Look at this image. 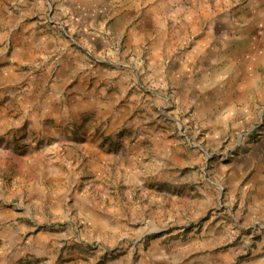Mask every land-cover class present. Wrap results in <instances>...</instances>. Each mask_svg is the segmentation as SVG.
<instances>
[{
  "label": "rangeland",
  "instance_id": "374dc122",
  "mask_svg": "<svg viewBox=\"0 0 264 264\" xmlns=\"http://www.w3.org/2000/svg\"><path fill=\"white\" fill-rule=\"evenodd\" d=\"M11 63L0 264H264V0H0Z\"/></svg>",
  "mask_w": 264,
  "mask_h": 264
},
{
  "label": "crops",
  "instance_id": "0c3cea01",
  "mask_svg": "<svg viewBox=\"0 0 264 264\" xmlns=\"http://www.w3.org/2000/svg\"><path fill=\"white\" fill-rule=\"evenodd\" d=\"M11 67H2L0 68V90H2V94H6L7 88H9V84L11 82L12 79V74L14 73V63L10 64ZM21 96V95H20ZM21 98V97H20ZM64 163V160H60L58 159V162H56L55 167L51 168L49 172V177L50 180L52 181V183L54 184V188H52L51 190L49 189L46 193L44 197H47V203L48 207L50 209H52L53 205L55 203V200H57L58 196H62L65 195L66 190H64L61 186L62 184H64V178H63V166L62 164ZM29 187H31L32 185H34L33 182L28 183ZM33 189V187L31 188ZM33 191V190H32ZM8 193H10L9 188L6 187L5 189H3L0 186V201L5 200L4 202H6V198L9 197ZM44 194V192H43ZM5 204V203H4ZM86 208H91L93 207L91 204H85ZM8 205H0V233H3V224L5 223L7 216H8V212L10 210H8ZM158 253V252H157ZM191 250H176V251H171V253H167V252H163L160 251L158 253V255L156 253H154L156 255V257L153 258V264H179L180 262L183 261H191V264L195 263V264H204L202 261H198V260H207V259H211V262H209V264H219V258L217 259L215 256H212V258H210L211 256H204V257H194L191 255ZM206 257V258H205Z\"/></svg>",
  "mask_w": 264,
  "mask_h": 264
}]
</instances>
